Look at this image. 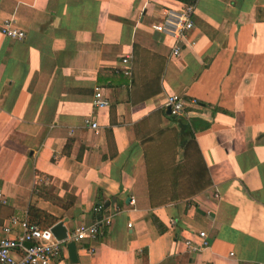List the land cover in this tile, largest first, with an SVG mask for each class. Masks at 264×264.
Masks as SVG:
<instances>
[{"label": "crops", "instance_id": "crops-1", "mask_svg": "<svg viewBox=\"0 0 264 264\" xmlns=\"http://www.w3.org/2000/svg\"><path fill=\"white\" fill-rule=\"evenodd\" d=\"M177 5L0 0V23L25 33H0V236L11 215L67 233L110 215L53 264H264V0H196L193 45L172 59L151 24ZM169 93L185 115L163 108ZM199 231L209 245L190 251Z\"/></svg>", "mask_w": 264, "mask_h": 264}, {"label": "built area", "instance_id": "built-area-1", "mask_svg": "<svg viewBox=\"0 0 264 264\" xmlns=\"http://www.w3.org/2000/svg\"><path fill=\"white\" fill-rule=\"evenodd\" d=\"M177 6H167L162 9L160 20L151 24L153 30L160 32L171 39L169 56L179 59L183 48L192 46L193 41L188 37L193 28L195 5L184 4L177 0ZM0 33L11 39L21 40L25 33L14 16L4 19L0 23ZM126 62L127 59L122 60ZM127 72V71H126ZM189 104L197 105L195 99H190ZM110 101L100 88H96L91 95V105L95 110L108 107ZM186 100L178 93H169L163 101V108L169 109L170 115L179 117L186 113ZM82 125L97 131L99 125L93 117L82 119ZM214 198H219L216 191ZM0 201L5 202L1 192ZM94 212L100 213L101 205L94 206ZM111 223L110 215H98L92 223L76 224L66 238L57 240L51 227L42 228L37 223L30 221L26 216L11 215L1 226L0 236V264H53L62 256L65 246L69 241L94 240L103 234L104 227ZM130 226V223H128ZM16 230V232H13ZM201 241L193 243L186 240L184 243L190 251L199 252L209 245L206 233L198 232Z\"/></svg>", "mask_w": 264, "mask_h": 264}, {"label": "water", "instance_id": "water-1", "mask_svg": "<svg viewBox=\"0 0 264 264\" xmlns=\"http://www.w3.org/2000/svg\"><path fill=\"white\" fill-rule=\"evenodd\" d=\"M166 112L169 114L170 113L169 109H167ZM51 231H52V233L54 234V236L56 237L57 240H62V239L66 238L67 229L63 225V221H58L55 224H53L51 226ZM66 247L68 249L69 258L72 261H75L76 260V254H75L76 244H75V242L72 241V240L67 242Z\"/></svg>", "mask_w": 264, "mask_h": 264}, {"label": "rangeland", "instance_id": "rangeland-1", "mask_svg": "<svg viewBox=\"0 0 264 264\" xmlns=\"http://www.w3.org/2000/svg\"><path fill=\"white\" fill-rule=\"evenodd\" d=\"M158 145H157V151H159V152H163V153H165V154H168V153H171L172 152V147H173V145H174V143H173V140H172V138H170L169 137V139H168V141L167 142H164L163 140H162V142L161 143H157ZM170 157H168V156H166V158L165 159H158V162H157V164H162L161 165V167H166L168 164H169V162H170ZM160 162V163H159Z\"/></svg>", "mask_w": 264, "mask_h": 264}, {"label": "trees", "instance_id": "trees-1", "mask_svg": "<svg viewBox=\"0 0 264 264\" xmlns=\"http://www.w3.org/2000/svg\"><path fill=\"white\" fill-rule=\"evenodd\" d=\"M177 1H179V2H182V3H184V4H195V2H196V0H177ZM103 208V207H102ZM155 221V223L157 222V220L155 219L154 220ZM32 222H34V221H32ZM36 223V222H35ZM40 227H42V226H40ZM42 228H45V227H42Z\"/></svg>", "mask_w": 264, "mask_h": 264}]
</instances>
